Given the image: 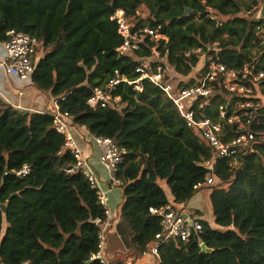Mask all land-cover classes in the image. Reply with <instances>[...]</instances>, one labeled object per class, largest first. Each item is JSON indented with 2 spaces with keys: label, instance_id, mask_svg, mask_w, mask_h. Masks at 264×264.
I'll use <instances>...</instances> for the list:
<instances>
[{
  "label": "trees",
  "instance_id": "1",
  "mask_svg": "<svg viewBox=\"0 0 264 264\" xmlns=\"http://www.w3.org/2000/svg\"><path fill=\"white\" fill-rule=\"evenodd\" d=\"M257 4L0 0V41L16 29L41 42L28 84L49 92L61 110L69 111L74 129L113 137L125 148L116 175L124 182L119 186L121 221L128 235L123 232L122 237L130 247L145 253L155 242L161 227L151 206H187L199 189H211L216 227L200 219L198 238L161 244L159 264H264V106L251 125L257 134L253 146L237 159L217 158L213 173L204 165L213 157L211 145L150 80L141 82V90L121 82L114 91L118 104L93 108L88 99L95 87H105L118 75L138 79L136 68L154 55V47L164 60H153L152 66H173L180 86L197 82L209 54L229 68L255 63L264 69V18L247 16L258 10ZM188 7L192 12L184 16ZM118 9L137 27H158L168 40L157 42L145 34L139 50L120 54L123 37L111 19ZM197 47L203 52L186 55ZM236 100L220 90L197 99L194 107L198 114L219 120L221 105L227 106L228 115L238 111ZM221 120L224 140L239 133L236 122ZM64 141L50 111L29 113L0 94V264H99L91 257L99 250L96 219L105 217V209L81 172L66 171L75 159L70 152L60 153ZM24 164L31 165V172L20 178L13 171ZM210 174L214 182L207 184Z\"/></svg>",
  "mask_w": 264,
  "mask_h": 264
},
{
  "label": "built area",
  "instance_id": "2",
  "mask_svg": "<svg viewBox=\"0 0 264 264\" xmlns=\"http://www.w3.org/2000/svg\"><path fill=\"white\" fill-rule=\"evenodd\" d=\"M259 9L264 0H257ZM118 25V32L123 37V42L118 47L120 54H133L141 48V36L148 34L152 40H168L158 27H137L136 23L128 16L123 9H118L111 16ZM5 54L0 60L5 72L10 76H17L19 79L28 82L36 67L35 55L41 42L37 36L16 29L7 31V39L1 41ZM214 45H217L216 43ZM261 49L264 51V39L261 40ZM153 56L147 58L145 63L139 65L136 70L140 77L134 81H129L125 75L117 76L110 80L105 87H95L92 95L88 99L91 107H105L109 104H118L120 97L114 96L117 86L127 81L134 85L137 90L142 89V81L150 80L154 85L164 91L166 96L177 107L180 115L185 119L189 127L201 131L202 136L207 140L213 149V157L207 160L204 165L212 171L216 166L219 157H232L237 159L243 149L253 146L257 134L252 129V122L264 106V69L257 67L255 63L244 64L240 68H229L221 60L214 58L212 54L207 55V67L196 76L195 84L180 86V80L174 67L168 63L159 65L156 68L151 62L161 59L160 52L154 47ZM191 52H203L201 47L186 51V55ZM155 58V59H154ZM118 72V71H117ZM222 90L225 96L231 98L238 97L234 102L237 112L227 114V106L221 105L219 120H214L206 115L198 114L194 107L197 99L210 96L214 91ZM7 100V99H6ZM17 107L22 108L20 105ZM51 114L54 118V125L59 133L64 136V144L61 152H70L75 161L70 164L66 171L68 173L81 172L90 182L92 188L97 190L99 200L105 209V217L97 218L99 225V250L91 259L98 260L99 264H111L107 254L108 233L114 224V213L110 207L109 192L112 188L123 185V181L117 177L120 165L124 161L125 148L110 136L89 134L92 140L101 149L99 162L107 174L104 178L97 170L96 166L86 155L84 148L78 140L73 128L72 114L63 111L56 102V107ZM237 123L239 133L229 140H224L223 122ZM16 176L23 178L31 172V165L24 164L21 168L13 171ZM214 173V172H213ZM214 182L213 174L207 179V184ZM150 212L160 219V230L156 233V240L151 244L150 252L160 258L159 246L174 239L189 241L193 236L198 238L203 224L196 214L187 206L181 205L176 208L172 203H167L161 207H150ZM202 244V241H200Z\"/></svg>",
  "mask_w": 264,
  "mask_h": 264
},
{
  "label": "crops",
  "instance_id": "3",
  "mask_svg": "<svg viewBox=\"0 0 264 264\" xmlns=\"http://www.w3.org/2000/svg\"><path fill=\"white\" fill-rule=\"evenodd\" d=\"M5 50L0 41V60L3 58ZM0 94L16 107L20 105L29 113L51 111L56 107L57 100L49 92H43L19 79L17 76H10L5 72L0 63ZM19 108V107H18ZM79 142L85 150L86 155L96 166L98 172L107 178V174L99 162L100 148L90 138L85 129H75ZM110 207L114 213V224L108 233L107 254L111 264H155L154 255L149 251L142 253L130 247L123 239V232L128 235L126 226L121 221V206L117 200L122 199V190L119 186L112 188L109 192ZM192 201V200H191ZM188 203L187 207L194 213L200 212V208L195 204ZM198 202V201H197ZM196 203V202H195ZM200 203V202H199ZM214 227L216 224L210 221ZM5 230V228H4ZM154 256V257H153ZM159 260L157 257H155Z\"/></svg>",
  "mask_w": 264,
  "mask_h": 264
},
{
  "label": "rangeland",
  "instance_id": "4",
  "mask_svg": "<svg viewBox=\"0 0 264 264\" xmlns=\"http://www.w3.org/2000/svg\"><path fill=\"white\" fill-rule=\"evenodd\" d=\"M258 10H256V12H254L252 15H247V16L249 18L250 17L256 18L257 14H258ZM143 12H147V9L144 8ZM210 192H211V189L209 187L201 188V189L198 190V192L195 194V196L193 197V199L191 201V204H195L197 207L200 208V212H195L196 216L199 219H205V220H208V221H212L213 220L214 216H213L212 205H211V200H210ZM117 201H118V204H121L122 199L117 200ZM109 203H110V201H109ZM6 226H7V222L4 221L3 227L6 228ZM153 260H154L155 264H159V260H157L155 257H154Z\"/></svg>",
  "mask_w": 264,
  "mask_h": 264
},
{
  "label": "water",
  "instance_id": "5",
  "mask_svg": "<svg viewBox=\"0 0 264 264\" xmlns=\"http://www.w3.org/2000/svg\"><path fill=\"white\" fill-rule=\"evenodd\" d=\"M192 12V9L190 7H188L186 9V11L184 12V16L190 14ZM260 18H264V3L262 4V6L259 8L258 10V14L256 16V19H260ZM216 172V166L214 168V173ZM1 208L3 209L4 212L7 211V205L6 204H2Z\"/></svg>",
  "mask_w": 264,
  "mask_h": 264
}]
</instances>
